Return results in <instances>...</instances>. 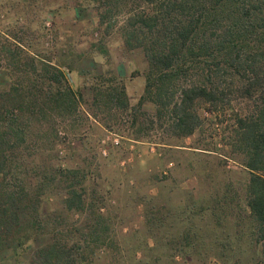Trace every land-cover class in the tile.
Listing matches in <instances>:
<instances>
[{
	"label": "trees",
	"instance_id": "1",
	"mask_svg": "<svg viewBox=\"0 0 264 264\" xmlns=\"http://www.w3.org/2000/svg\"><path fill=\"white\" fill-rule=\"evenodd\" d=\"M63 2L57 12L70 3L80 12L90 11L99 31L103 26L116 30L127 47L143 51L148 63L145 90L138 105L132 106L122 78L94 74L92 100L88 102L81 90L70 84L62 64L31 56L26 63L28 82L21 80L15 85L13 102L0 104V261L5 249L17 250L35 234L48 233L49 240L36 249L33 264H98L95 256L111 240L105 217L86 203L85 187L74 168L49 172L27 165L23 170L24 162L18 161L16 153L26 141L32 120L52 123L48 135L64 144L66 122L86 105L83 111L88 115L99 118L103 113L115 123L129 125L130 138L161 145L166 139L192 136L203 125L200 109L211 115L220 108H225L224 112L239 94L255 107L248 114H236L231 142L250 174L245 206L230 219L231 205L218 200L212 207L215 224L211 240L220 257L236 255L232 250L245 252L243 242H247L255 252L253 257L245 262L238 256L235 264H264V0ZM145 103L154 107L149 117L142 110ZM107 121L103 123L108 125ZM31 171L41 177L36 185L26 181ZM21 174L26 175L24 179ZM56 192L64 195L63 213H80L88 206L90 224L74 228L66 225L62 215L53 217L44 209L42 215V198ZM27 214L32 217L33 230L24 232ZM229 219L236 222L234 232L223 229ZM64 229L68 234H62ZM189 245L194 243H179L168 254L185 257L189 251L198 260L201 248ZM183 259V264H188L189 260Z\"/></svg>",
	"mask_w": 264,
	"mask_h": 264
},
{
	"label": "rangeland",
	"instance_id": "2",
	"mask_svg": "<svg viewBox=\"0 0 264 264\" xmlns=\"http://www.w3.org/2000/svg\"><path fill=\"white\" fill-rule=\"evenodd\" d=\"M64 4L63 0H0V104L14 101L15 85L21 80L28 82L26 63L31 56H38L37 60L47 58L62 64L70 84L81 90L86 101L92 100L91 77L102 73L122 78L131 105L137 106L148 68L143 51L127 47L116 30L103 26L99 31L90 11L80 12L70 3L57 12ZM83 108L86 105L66 122L67 134L62 129L67 138L64 144L48 135L52 123L32 120L26 141L16 154L18 161L24 162L23 170L27 165L49 172L76 170L85 187L86 203L105 217L113 240L110 247L111 240L106 242L107 250L98 251V264H183V258L188 264H235L238 256L245 262L253 257L255 252L247 242H243L245 252L232 250L236 255L220 257L211 240L215 224L212 207L218 200L231 205L230 219L245 206L250 174L231 142L236 114H248L255 108L253 104L238 94L224 112L225 108H220L211 115L200 109L201 128L192 136L166 139L161 145L134 140L129 125L115 123L103 113L95 118ZM142 110L149 117L154 107L145 103ZM104 120L110 123L106 125ZM34 174L31 171L26 181L36 185L41 177ZM62 196L56 192L42 198L41 214L62 215L66 225L74 228L90 224L88 206L80 213H63ZM27 216L24 232L33 230L32 217ZM223 229L236 231V222L227 221ZM48 240V233L35 234L23 247L5 249L0 264H33L36 249ZM179 243L201 248L198 260L189 251L185 257L169 255L170 248ZM139 259L143 261L139 263Z\"/></svg>",
	"mask_w": 264,
	"mask_h": 264
}]
</instances>
